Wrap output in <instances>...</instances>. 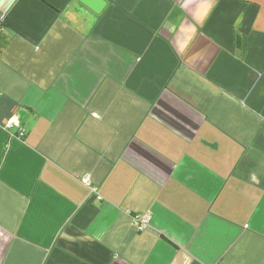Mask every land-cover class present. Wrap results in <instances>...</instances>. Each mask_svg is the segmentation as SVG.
<instances>
[{"label": "crops", "instance_id": "0c3cea01", "mask_svg": "<svg viewBox=\"0 0 264 264\" xmlns=\"http://www.w3.org/2000/svg\"><path fill=\"white\" fill-rule=\"evenodd\" d=\"M104 1L0 0V264H264V0Z\"/></svg>", "mask_w": 264, "mask_h": 264}, {"label": "built area", "instance_id": "2783aa9c", "mask_svg": "<svg viewBox=\"0 0 264 264\" xmlns=\"http://www.w3.org/2000/svg\"><path fill=\"white\" fill-rule=\"evenodd\" d=\"M14 124H17V123L12 120V121H9L8 123H6L5 126H6V128H10V127L14 126ZM81 182L85 187H90L91 183H90V179L87 175L81 179ZM137 221H138V227H140V228L145 227L149 221L148 214L141 215L140 218L137 219Z\"/></svg>", "mask_w": 264, "mask_h": 264}, {"label": "water", "instance_id": "95a60500", "mask_svg": "<svg viewBox=\"0 0 264 264\" xmlns=\"http://www.w3.org/2000/svg\"><path fill=\"white\" fill-rule=\"evenodd\" d=\"M79 2L96 14H99L106 5L104 0H79Z\"/></svg>", "mask_w": 264, "mask_h": 264}]
</instances>
